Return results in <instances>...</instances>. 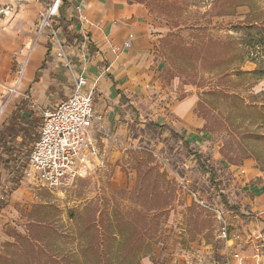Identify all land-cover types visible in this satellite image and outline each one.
Listing matches in <instances>:
<instances>
[{
	"label": "rangeland",
	"instance_id": "374dc122",
	"mask_svg": "<svg viewBox=\"0 0 264 264\" xmlns=\"http://www.w3.org/2000/svg\"><path fill=\"white\" fill-rule=\"evenodd\" d=\"M138 1L150 8L160 79V88L133 109L146 126L134 122L131 137L108 151L95 136L105 166L94 164L68 188L50 190L22 178L12 192L14 174L2 169L0 199L8 206L0 212V264H68V253L81 242L92 245L96 233L118 236L102 245L112 260L126 253L135 264H219L217 221L181 181L246 223L256 218L251 205L237 200L251 194L234 175L248 159L264 168V0ZM190 94L205 121L202 143L188 146L180 135L148 126L169 123L182 131L169 119L170 106ZM34 144L15 142L16 169L26 166ZM95 219L97 230L90 224ZM70 263L98 260L88 255Z\"/></svg>",
	"mask_w": 264,
	"mask_h": 264
},
{
	"label": "crops",
	"instance_id": "0c3cea01",
	"mask_svg": "<svg viewBox=\"0 0 264 264\" xmlns=\"http://www.w3.org/2000/svg\"><path fill=\"white\" fill-rule=\"evenodd\" d=\"M45 3L0 0V105L8 100L4 120L22 107L37 116V110H41L43 116L44 110L53 109L71 95L72 83L66 69L45 34L38 33L49 7ZM54 23L76 72L88 78V90L94 89L98 118L94 135L102 137L105 151L109 144L113 149L122 147L131 137L134 122L146 126L133 109L139 110L149 95L160 88L149 6L138 0H62ZM126 42L131 46L125 48ZM114 47H120V52L115 54ZM259 90H264V86ZM197 106L192 94L170 106L169 119L182 124V131L169 123L150 122L148 126L153 123L160 131L173 130L190 146L200 144L204 138L199 130L205 121L196 114ZM256 165V160L248 159L243 166L235 167L237 183L245 194H251L236 198L243 206H252L256 215L253 220L264 223V168Z\"/></svg>",
	"mask_w": 264,
	"mask_h": 264
},
{
	"label": "built area",
	"instance_id": "2783aa9c",
	"mask_svg": "<svg viewBox=\"0 0 264 264\" xmlns=\"http://www.w3.org/2000/svg\"><path fill=\"white\" fill-rule=\"evenodd\" d=\"M62 0H54L43 14L38 28L55 49L72 83L71 95L53 109L43 112L39 138L34 144L27 164L21 169L25 180L40 183L50 190L68 188L96 165L105 166L94 124L98 120L94 110V89H87L88 78L78 74L65 43L55 26ZM81 9V5L77 6ZM130 42L124 44L125 48ZM119 53L121 48L114 47ZM8 100L0 105V119L5 116ZM193 199L210 211L217 221L218 238L221 241L219 264H264V223L258 220L245 222L237 212L226 205L210 204L181 181Z\"/></svg>",
	"mask_w": 264,
	"mask_h": 264
},
{
	"label": "trees",
	"instance_id": "16d2710c",
	"mask_svg": "<svg viewBox=\"0 0 264 264\" xmlns=\"http://www.w3.org/2000/svg\"><path fill=\"white\" fill-rule=\"evenodd\" d=\"M36 119H38V116L36 113L32 110H29L27 107L17 108V110L7 119L6 122H4L2 129L0 130V187H3L1 184V179L3 177L2 169L6 170L8 176L11 174L13 175L12 178V186L14 187L12 189L15 190L16 188L20 187L21 180L23 178V173L20 171V169L15 168V164L13 157H15V154H19V148L16 149V144L22 142H26L28 144L36 143L38 140V125L34 126ZM151 128H158V125H155L151 123L149 125ZM28 127V128H27ZM31 127V131L29 129ZM160 127V126H159ZM161 128H168L166 126H161ZM36 130V131H35ZM35 131V132H34ZM37 132V133H36ZM171 135L176 138L177 134L175 131L171 130ZM184 144L189 145V143L184 140ZM12 156V158H11ZM213 175V173H211ZM214 177V176H213ZM7 207V203L4 199H0V211ZM96 219L93 220L90 224L92 228L97 230ZM113 234V233H112ZM104 235V234H94L90 238V241H92V245L80 243L78 245V251L74 253H68L67 262L70 263L72 259L75 261L79 259L86 258L88 255H90L91 259L98 260V264H135L137 261H135V256L129 258L125 255H123L122 258L120 256L115 257L119 259L116 261V259L112 260V256L110 253H106L102 249L103 242L105 243L107 240V236L113 240V242H117L118 236L116 235ZM124 241L126 240L125 237L122 238ZM128 239V238H127ZM127 241V240H126ZM121 255V256H122ZM112 260V261H111ZM131 260V261H130ZM107 263H106V262ZM61 264V263H59ZM79 264V263H78ZM96 264V263H95ZM139 264V262H138Z\"/></svg>",
	"mask_w": 264,
	"mask_h": 264
}]
</instances>
